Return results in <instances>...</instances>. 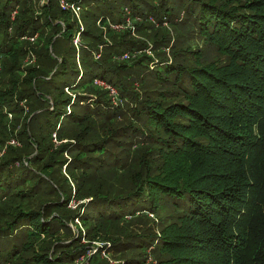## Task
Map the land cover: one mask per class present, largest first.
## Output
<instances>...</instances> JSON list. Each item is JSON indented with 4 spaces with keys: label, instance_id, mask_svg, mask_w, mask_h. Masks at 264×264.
<instances>
[{
    "label": "trees",
    "instance_id": "trees-1",
    "mask_svg": "<svg viewBox=\"0 0 264 264\" xmlns=\"http://www.w3.org/2000/svg\"><path fill=\"white\" fill-rule=\"evenodd\" d=\"M42 1L0 0V264H264V0Z\"/></svg>",
    "mask_w": 264,
    "mask_h": 264
},
{
    "label": "rangeland",
    "instance_id": "rangeland-1",
    "mask_svg": "<svg viewBox=\"0 0 264 264\" xmlns=\"http://www.w3.org/2000/svg\"><path fill=\"white\" fill-rule=\"evenodd\" d=\"M60 1V6H61V8H68L66 5H65V3H63V1L64 0H59ZM44 3H47V1H45V0H43L42 1V5H44ZM77 11L79 12V10L77 9ZM15 14V13H14ZM77 19H76V21L78 20H80L79 19V17L78 16H75ZM181 19H183L184 17L183 16H181L180 17ZM150 21L151 22H154V20L153 19H150ZM82 22V21H81ZM131 22V20L130 21H128V22H126L125 24V26H126V28H127V30H130L131 31V34H132V36H134V38H138L137 37V29H136V27L133 25V23H130ZM124 28V27H123ZM160 28H163V29H166V30H168V31H171L172 32V35H173V38L172 39H174V41L176 40V33L174 32L175 31V29H174V27H172V25L170 24V23H163V25H161L160 26ZM182 29V28H181ZM117 31L118 32H120V31H122V30H120V29H117ZM179 33H181V32H179ZM120 34H122V33H120ZM178 34V33H177ZM81 39V36L79 35V34H76V36L74 37V42H78L79 40ZM108 42H111L110 40H107ZM177 42H175V43H173L172 42V44H171V46L169 47V50L168 49H166L165 51H166V53H171V48L173 47V45H175ZM200 43V42H199ZM150 45H152V44H150ZM200 45H202L201 43H200ZM203 46V45H202ZM152 47V46H151ZM150 47V48H151ZM129 55V54H128ZM151 55V54H150ZM127 57V54L126 55H124L122 58H121V60H123V59H125ZM120 60V59H119ZM123 62H125V61H123ZM105 82V81H104ZM106 83V82H105ZM97 86L98 87H100L101 89L100 90H103V89H105V88H103L102 86V83H100V84H97ZM107 88H110L109 86H107V85H105ZM136 86V88H139V86L138 85H135ZM108 89H106V90H104V91H107ZM138 91V90H137ZM109 92V91H108ZM109 96L110 97H112V99H111V102L115 105L117 102H115L114 101V99H113V95H112V93H110L109 92ZM9 119H12V115H9ZM14 139H12L11 141H9V143H8V145H10V146H12V147H17V148H20L22 145H21V143L16 139V140H14L15 141V143L13 144V143H11L12 141H13ZM6 146H7V144H6ZM65 171V170H64ZM80 204H82L81 202H78V201H76L75 199L71 202V204H70V206H69V208H70V210L71 211H76V209L78 208V206L80 205ZM76 223H80L79 222V220L77 219L76 220ZM80 226H82V224H79ZM70 227L73 229V224H70ZM74 229H75V227H74ZM106 242H102V241H86V240H83V244H85V245H89V246H91L92 247V251H94V252H96V253H94L93 254V256H91V257H95V258H99L100 260H103V261H108L109 262V264H113V262L115 263V261L111 258V256H109V258L107 259L103 254H102V252H101V247L105 244ZM91 251V252H92ZM89 254V253H88ZM151 256V255H150ZM91 257H89V258H91ZM82 263H84V264H90V260L89 261H87V262H82ZM117 263V262H116Z\"/></svg>",
    "mask_w": 264,
    "mask_h": 264
},
{
    "label": "built area",
    "instance_id": "built-area-1",
    "mask_svg": "<svg viewBox=\"0 0 264 264\" xmlns=\"http://www.w3.org/2000/svg\"><path fill=\"white\" fill-rule=\"evenodd\" d=\"M63 3H65V5L68 7V3H66V1H63ZM71 8L74 9V10H76V12H78L77 9L79 10V8H77V7H76V9H75L74 6H72ZM76 16L79 17V15H78L77 13H76ZM95 83H96V84H100V83H102V85H103L102 87L105 88V89H108V91H110V92L112 93V95H113V99H114V101L116 102V97H115V96H116V91H115L111 86H109V85H108L107 83H105L104 81H101V80H98V79L95 81ZM105 85L109 86L110 88H107ZM11 143L14 144L15 141L13 140ZM105 244H106V243H105ZM105 244H104V245H105ZM91 251H92V250H91ZM94 253H96V252H94V251L90 252V253H89V257L93 256ZM102 254H103L107 259L109 258V255H107L106 253H102ZM85 260H86L85 258H82V261H81V262H84Z\"/></svg>",
    "mask_w": 264,
    "mask_h": 264
}]
</instances>
